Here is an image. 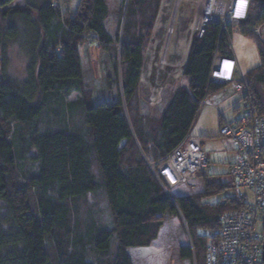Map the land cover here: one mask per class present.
Returning a JSON list of instances; mask_svg holds the SVG:
<instances>
[{
	"label": "trees",
	"instance_id": "16d2710c",
	"mask_svg": "<svg viewBox=\"0 0 264 264\" xmlns=\"http://www.w3.org/2000/svg\"><path fill=\"white\" fill-rule=\"evenodd\" d=\"M144 1L122 0L115 11L107 0H81L73 18L63 16L57 0H40V6L34 1L28 12L15 11L25 19L34 13L39 25L30 86L42 98L33 100L0 81V264H152L159 241L179 250L181 264H205L210 233L225 213L242 208L235 199L212 205L218 206L212 210L203 205L218 194L206 180L193 191L186 188L205 171L167 195L149 168L158 167L192 133L202 104L224 88L210 84V75L218 48L223 56L229 51L220 24L204 26L201 36L191 38L181 69L190 79L189 88L175 91L154 134L134 111L130 124L124 106L131 112L144 69V38L135 6ZM13 2L0 0V18ZM258 3L255 19L249 15L228 30L231 34L237 28L257 45L261 66L247 81L256 114L264 116V43L254 32L264 27V0ZM86 35L100 50L97 77ZM7 36H16L14 26ZM255 73L257 89L249 80ZM86 76L103 98L89 103L81 96L74 104L84 127L70 125L63 115L54 128H44L56 113L51 109L50 114L49 105L74 90L82 93ZM8 120L26 127L18 158ZM30 152L34 170L20 184L17 162ZM200 231L208 233L201 236ZM173 233L184 245L178 246Z\"/></svg>",
	"mask_w": 264,
	"mask_h": 264
},
{
	"label": "rangeland",
	"instance_id": "374dc122",
	"mask_svg": "<svg viewBox=\"0 0 264 264\" xmlns=\"http://www.w3.org/2000/svg\"><path fill=\"white\" fill-rule=\"evenodd\" d=\"M34 1H37V5L40 6V0H14L8 8L2 10L4 16L0 18V81L13 86L19 92L28 93L27 96H32L33 100L38 99L39 101L42 98L41 93L30 86L32 53L33 47L36 46L35 40H37L39 25L34 13H31L32 19H25V17L15 14V11L28 12L29 3L33 5L32 2ZM80 1L57 0V3L64 11V17L73 18ZM196 1L184 0L180 3L170 49L164 59L162 58L165 53L176 0H146L141 4L136 3L135 9L138 12L140 31L144 38V69L136 97L130 108L132 110L130 112L124 106V114L131 124L132 117H134L133 111L137 113L138 119L147 128V131L150 130V134H154V130L158 126L157 118L168 102L170 90L189 88L187 79L181 74V69L188 56L191 38L193 37L191 34L197 9ZM258 2L251 1L249 11L251 19L256 18L259 7ZM107 3L113 5L115 11H117L121 6L122 0H107ZM11 26L15 27L16 36L14 38L7 36V31ZM194 34L199 35L196 32ZM261 37L264 40V27L261 31ZM83 40L92 42V38L88 35ZM89 49L92 59V71L94 76L97 77L100 70V50L95 43H91ZM257 75L258 73H255L249 79L256 89L258 87L254 80ZM223 87L220 91L208 97L204 105H202L192 128V135L200 137L203 143V150L210 155V166L186 187L188 190L193 191L203 179L207 181L209 186L215 188L218 194L201 202L211 210L236 197V191L230 188L233 183L230 167L235 161V145L230 139L222 135L221 127L226 123H231L238 115H241L243 105L241 104L240 95L235 93L229 86ZM81 89L82 93L74 90L69 95L63 96L62 100H55L56 105L54 103L49 105L48 103L49 112L52 109L51 112L55 111L56 113H53L56 115L49 116L51 119L46 122L44 128H54L55 126L53 125L61 121L63 115L66 116L70 125L80 129L84 127L81 112L78 107L75 109L74 104L79 103L81 96L89 103H98L103 98V94L93 90L89 76L84 78ZM153 105H157L156 108L153 109ZM51 112L50 114H52ZM7 123L17 158L21 157V138L26 127L14 120H8ZM135 145L139 153L144 157L137 141H135ZM33 155V152H30L25 155L24 160L18 159L17 167L20 184L25 183V176L33 173L34 166L31 161ZM92 201L90 200L87 205L90 206ZM95 202H97L98 207H103L100 199H95ZM1 213L4 214L3 211ZM166 221L168 223L172 221L171 223L175 226L178 225L174 219ZM207 233L208 231L198 232L201 236ZM173 236L179 242L178 246L184 245V241L176 233H173ZM186 240L188 244L192 243V239L188 234ZM152 251V264H181L178 260L179 250L167 249L160 241L153 246ZM141 263L143 264V262ZM141 263L140 261L138 262V264Z\"/></svg>",
	"mask_w": 264,
	"mask_h": 264
},
{
	"label": "built area",
	"instance_id": "2783aa9c",
	"mask_svg": "<svg viewBox=\"0 0 264 264\" xmlns=\"http://www.w3.org/2000/svg\"><path fill=\"white\" fill-rule=\"evenodd\" d=\"M192 34H203L204 26L217 23L227 42L229 53L217 50L214 54L210 84L229 86L241 96L243 112L231 123L221 127L223 136L235 145V161L230 167L232 189L242 208L225 213L210 233L206 264H264V116H258L249 96L247 76L261 66L256 45L243 37L237 28H229L249 18L250 0H197ZM263 26L255 34L263 41ZM248 42L256 52L259 63L244 72L236 42ZM206 102V101H205ZM204 102V103H205ZM204 103L202 105H204ZM210 155L203 150L199 137L190 133L185 140L155 168V179L164 192L188 184L196 175L210 166Z\"/></svg>",
	"mask_w": 264,
	"mask_h": 264
},
{
	"label": "bare ground",
	"instance_id": "6f19581e",
	"mask_svg": "<svg viewBox=\"0 0 264 264\" xmlns=\"http://www.w3.org/2000/svg\"><path fill=\"white\" fill-rule=\"evenodd\" d=\"M184 0H177V7H176V16L179 10L180 3ZM176 20V17H175ZM175 20L173 22V31H174V26H175ZM172 31V34H173ZM172 34L168 38V43L165 48V57L170 49L171 41H172ZM236 49L237 53H239L240 56V61H241V67L244 72L248 71L250 68L255 67L256 64L259 63L258 57L256 56V52L253 50L252 46L243 40H238L236 42ZM165 63V62H163Z\"/></svg>",
	"mask_w": 264,
	"mask_h": 264
},
{
	"label": "water",
	"instance_id": "95a60500",
	"mask_svg": "<svg viewBox=\"0 0 264 264\" xmlns=\"http://www.w3.org/2000/svg\"><path fill=\"white\" fill-rule=\"evenodd\" d=\"M176 7H177V0H176V3H175V6H174V12H173V15H172V19H171V24H170V31H169V36L172 34V31H173V22L175 20V17H176ZM168 36V38H169ZM167 43H168V40H167ZM167 43H166V46H167ZM189 51V50H188ZM165 57V53H164V56L162 59H164ZM186 61V60H185ZM149 168H151V166H149ZM262 258H263V262H264V246H263V254H262Z\"/></svg>",
	"mask_w": 264,
	"mask_h": 264
},
{
	"label": "crops",
	"instance_id": "0c3cea01",
	"mask_svg": "<svg viewBox=\"0 0 264 264\" xmlns=\"http://www.w3.org/2000/svg\"><path fill=\"white\" fill-rule=\"evenodd\" d=\"M181 74H182V73H181ZM185 78H186V77H185ZM186 79H187V82H188V84H189V83H190V79H189V78H186ZM177 90H178V89H177ZM177 90H175V91H177ZM175 91H174V90H170V94H168V102H167V104H168V103L170 102V100L172 99V97H173ZM211 96H212V95H211ZM167 104H166V106H164L163 110L160 112V114H159L157 120H159V119L161 118L163 112L165 111V108L167 107ZM156 106H157V105H153V109L156 108ZM153 109H152V112H153ZM199 138H200V137H199ZM202 144H203V143H202ZM234 156H235V153H234Z\"/></svg>",
	"mask_w": 264,
	"mask_h": 264
}]
</instances>
